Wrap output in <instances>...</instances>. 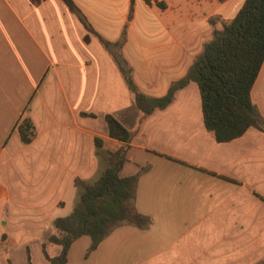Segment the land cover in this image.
Masks as SVG:
<instances>
[{"label":"crops","instance_id":"crops-1","mask_svg":"<svg viewBox=\"0 0 264 264\" xmlns=\"http://www.w3.org/2000/svg\"><path fill=\"white\" fill-rule=\"evenodd\" d=\"M71 1L77 13L0 0V264H49L43 244L58 256L47 239L72 213L76 181L94 182L120 150L119 175L138 177L135 207L152 224L122 225L93 251L82 236L66 264H264V131L218 142L193 82L144 115L126 80L166 96L245 0ZM251 97L264 121V63ZM107 116L130 141L109 135Z\"/></svg>","mask_w":264,"mask_h":264},{"label":"trees","instance_id":"trees-1","mask_svg":"<svg viewBox=\"0 0 264 264\" xmlns=\"http://www.w3.org/2000/svg\"><path fill=\"white\" fill-rule=\"evenodd\" d=\"M45 0H33L39 4ZM73 12H78L71 0H62ZM151 3L150 0H145ZM226 0H218L223 3ZM162 6L161 3H157ZM133 8L131 9L130 19ZM210 22L215 24V19ZM264 63V0H245L237 15L214 29L211 41L196 58L187 75L170 87L166 96L150 98L137 92L131 77L126 74L135 105L144 115L165 109L175 94L190 83L199 87L204 122L218 142H229L242 136L249 128L264 131V121L252 101L251 92ZM109 135L122 142L131 139L130 132L113 116H107ZM24 143H30L34 128L25 120L19 127ZM125 161L123 150L110 155L108 167L92 183L76 181L78 199L72 213L53 222L54 233L47 242L61 247V253L51 258L42 245L49 264H66L68 251L82 236L91 238L93 251L110 233L130 225L148 229L152 220L135 207L138 177H120Z\"/></svg>","mask_w":264,"mask_h":264}]
</instances>
